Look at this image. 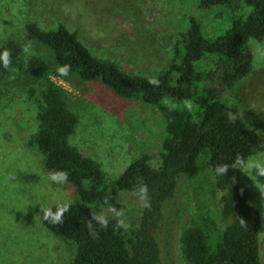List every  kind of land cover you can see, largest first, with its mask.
<instances>
[{
    "label": "rangeland",
    "instance_id": "rangeland-1",
    "mask_svg": "<svg viewBox=\"0 0 264 264\" xmlns=\"http://www.w3.org/2000/svg\"><path fill=\"white\" fill-rule=\"evenodd\" d=\"M191 17L213 37L229 26L226 18L199 10L196 0H0V48L12 41L22 50L21 67L9 66L0 75V264H69L76 256L73 242L52 234L39 220L41 211L76 203L78 195L75 188L50 178L43 156L30 144L38 130L42 84L24 73L25 64L37 56L52 69L57 66L47 48L27 38L26 24L42 30L61 24L76 32L95 57L114 61L126 73L155 76L167 68L173 45ZM247 46L251 71L234 89L242 122L264 136V47L252 38ZM55 77L78 119L70 145L98 164L107 193L123 209L119 213L99 207V218L133 228L142 198L116 190L113 182L142 156L158 164L166 125L161 106L168 101L144 105L117 97L99 82L68 73ZM234 178L248 189L250 204L260 216L259 256L264 264V153L248 158ZM220 196L209 155L202 153L195 170L178 179L174 196L161 206L154 230L159 264H187L181 236L188 227L207 221L221 230Z\"/></svg>",
    "mask_w": 264,
    "mask_h": 264
},
{
    "label": "trees",
    "instance_id": "trees-1",
    "mask_svg": "<svg viewBox=\"0 0 264 264\" xmlns=\"http://www.w3.org/2000/svg\"><path fill=\"white\" fill-rule=\"evenodd\" d=\"M201 11L228 20V28L215 37L206 34L198 20L188 19L187 30L172 48L166 69L155 76L122 71L110 59L95 57L79 40L59 24L42 30L35 23L25 26L27 38L47 48L57 70L32 56L24 73L40 82L42 107L37 114L38 130L30 144L43 156L44 168L67 175L66 185L75 188L78 202L66 207L59 222L45 219L49 232L76 245L69 264H159L154 230L161 219L162 204L171 199L178 179L190 175L202 153L210 158L214 185L221 193V230L207 221L185 229L181 236L187 264H263L259 256L262 222L250 204L248 189L234 178L252 156L264 153V136L247 128L240 118L241 103L234 87L251 71L252 55L247 41L264 47V0H196ZM9 53L8 66L19 65L21 47L8 42L0 48ZM85 82H99L117 97L144 105H162L166 120L159 162L153 166L147 156L133 161L113 182L116 190L142 198L139 222L125 228L116 221H102L99 207L114 212L122 208L109 196L98 164L69 143L77 117L67 107L62 90L50 76H62L58 69ZM7 67L0 61V75Z\"/></svg>",
    "mask_w": 264,
    "mask_h": 264
},
{
    "label": "clouds",
    "instance_id": "clouds-1",
    "mask_svg": "<svg viewBox=\"0 0 264 264\" xmlns=\"http://www.w3.org/2000/svg\"><path fill=\"white\" fill-rule=\"evenodd\" d=\"M0 61L3 62L4 66L7 67L9 63V53L5 50L3 53H0ZM67 66L60 67L58 71L61 74L67 73ZM50 178L53 181H65L67 179V175L63 172H54L50 174ZM63 211H66V207L63 209L58 210L56 213H53L51 209L44 210V217L45 219L51 218L53 223L59 222L61 218V214Z\"/></svg>",
    "mask_w": 264,
    "mask_h": 264
},
{
    "label": "built area",
    "instance_id": "built-area-1",
    "mask_svg": "<svg viewBox=\"0 0 264 264\" xmlns=\"http://www.w3.org/2000/svg\"><path fill=\"white\" fill-rule=\"evenodd\" d=\"M50 80L58 87L62 85L61 80L58 77H55V75H51Z\"/></svg>",
    "mask_w": 264,
    "mask_h": 264
}]
</instances>
